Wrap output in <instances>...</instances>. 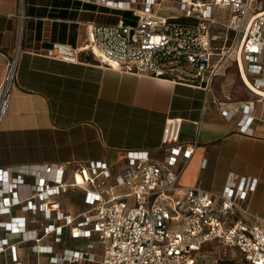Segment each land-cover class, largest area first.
<instances>
[{
	"label": "built area",
	"instance_id": "built-area-1",
	"mask_svg": "<svg viewBox=\"0 0 264 264\" xmlns=\"http://www.w3.org/2000/svg\"><path fill=\"white\" fill-rule=\"evenodd\" d=\"M99 1L113 9L130 11L135 22L128 23L123 17L115 24L89 22L82 46L53 42L41 53L80 63L81 53L89 52L101 66L121 73L202 88L210 87L216 77L225 73L227 62L234 61L247 88L262 96L264 10H253L254 0ZM166 3L177 11L161 14L159 11ZM215 6L231 12L227 28L234 35L229 39L227 34L222 46L217 45L219 36L212 30ZM16 72L17 55L9 61L0 84V126L8 113ZM252 109V104L245 103L224 108L222 114L228 120L237 117L239 128L246 131L255 119ZM182 125L183 119L179 117L165 121L164 162L153 159L147 150H129L127 167L115 177V186L109 188L106 179L111 173L101 161L1 169L0 216L21 205L34 214L43 212L44 219L40 224L42 234L29 229L24 216L0 220V232L5 233L0 237V254L8 252L15 264H25L18 257V250L24 247L29 253L48 257L46 262L38 260L31 264L94 262V243L69 253L55 252L51 245L42 243L52 234L56 242L61 241L64 228L69 227L73 237H97L102 248L99 264H197L204 246L211 242L237 250L248 264H264V218L247 205L257 180L230 174L221 192L180 185L185 162L178 166L177 159L182 154L190 159L197 146L196 142L181 141ZM78 173L83 176L81 181ZM28 178L33 180L32 194L22 199L16 189L26 184ZM68 186L85 191L88 208L78 217L64 214L52 202ZM116 187L128 191H110ZM59 221L61 224H57ZM15 235L20 236L18 241L12 239Z\"/></svg>",
	"mask_w": 264,
	"mask_h": 264
},
{
	"label": "crops",
	"instance_id": "crops-1",
	"mask_svg": "<svg viewBox=\"0 0 264 264\" xmlns=\"http://www.w3.org/2000/svg\"><path fill=\"white\" fill-rule=\"evenodd\" d=\"M121 17L128 23L135 22L130 11L110 8L99 0H0V84L9 61L17 55L12 98L0 126V170L67 161L82 164L101 161L111 173L106 179L109 188L115 186V177L127 167L129 150H147L153 159L165 161L164 124L168 118L179 117L183 119L181 141L197 143L190 159L183 154L177 159L178 166L185 162L179 184L221 192L230 174L253 177L257 187L247 205L264 218L261 95L249 88L236 89L225 73L216 77L210 87L202 88L121 73L101 66L89 52L81 53L80 63L64 62L41 53L53 42L82 46L89 22L115 24ZM245 103L252 104L255 119L242 131L238 118L228 120L222 110ZM68 175L71 177V172ZM77 178L81 181L82 174L78 173ZM32 183L28 178L26 184L17 187L20 198L32 194ZM110 191L122 194L128 189L116 187ZM52 202L73 217L88 208L85 191L79 187H65ZM14 216L26 217L29 229L42 234L43 212L34 214L16 205L0 220L8 221ZM4 235L1 231L0 237ZM54 238L55 234L47 236L42 243L59 253L95 244L94 262L78 260L65 264H94L102 259V248L95 235L76 238L65 227L61 241ZM12 239L18 241L20 236ZM18 257L25 264L46 262L48 258L29 253L24 247L18 250ZM0 264L15 263L7 252L0 254Z\"/></svg>",
	"mask_w": 264,
	"mask_h": 264
},
{
	"label": "rangeland",
	"instance_id": "rangeland-1",
	"mask_svg": "<svg viewBox=\"0 0 264 264\" xmlns=\"http://www.w3.org/2000/svg\"><path fill=\"white\" fill-rule=\"evenodd\" d=\"M264 8V0H254L253 2V10L258 11ZM177 9L175 6L170 4H165L163 9H161L160 13L163 15H168L171 12H176ZM213 16L215 23L213 24L212 30L214 34L219 36L217 41L218 46H222L224 43L225 36L228 34L229 39L234 35V32L227 28L228 19L231 16V12L229 9L224 7H213ZM230 40L227 42V47L229 45ZM225 76L230 78L234 82V87L236 89L247 88V86L242 81V77L238 72V67L234 61H228L226 64ZM263 89V88H262ZM247 97L248 94L245 93ZM241 96V95H240ZM262 101H264V96H262ZM264 104H262L263 106ZM98 264L99 260L96 261ZM92 264V263H91ZM197 264H248L243 255L237 250L227 247L223 244L217 242L207 243L204 246V249L198 256Z\"/></svg>",
	"mask_w": 264,
	"mask_h": 264
},
{
	"label": "bare ground",
	"instance_id": "bare-ground-1",
	"mask_svg": "<svg viewBox=\"0 0 264 264\" xmlns=\"http://www.w3.org/2000/svg\"><path fill=\"white\" fill-rule=\"evenodd\" d=\"M108 2L111 3V0H109ZM244 77H245L246 81L250 84V82H249L248 79L246 78L245 74H244ZM261 92H262V96H264V90H263V89L261 90Z\"/></svg>",
	"mask_w": 264,
	"mask_h": 264
},
{
	"label": "trees",
	"instance_id": "trees-1",
	"mask_svg": "<svg viewBox=\"0 0 264 264\" xmlns=\"http://www.w3.org/2000/svg\"><path fill=\"white\" fill-rule=\"evenodd\" d=\"M264 9V8H263ZM121 11H124V10H121ZM132 16H133V14H132ZM135 18V17H134Z\"/></svg>",
	"mask_w": 264,
	"mask_h": 264
}]
</instances>
